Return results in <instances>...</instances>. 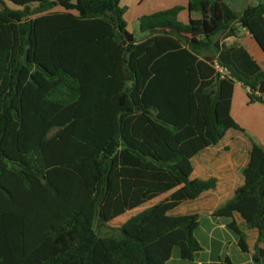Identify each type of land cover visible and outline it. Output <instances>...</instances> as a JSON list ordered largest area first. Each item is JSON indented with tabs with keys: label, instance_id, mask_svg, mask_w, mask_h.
Segmentation results:
<instances>
[{
	"label": "trees",
	"instance_id": "16d2710c",
	"mask_svg": "<svg viewBox=\"0 0 264 264\" xmlns=\"http://www.w3.org/2000/svg\"><path fill=\"white\" fill-rule=\"evenodd\" d=\"M121 0H0V264L191 262L197 215L170 216L213 189L191 159L228 130L234 84L264 104V71L219 38L245 30L264 52V0L235 13L188 0L138 18ZM243 185L212 213L264 256V149L253 144ZM203 264H232L225 257Z\"/></svg>",
	"mask_w": 264,
	"mask_h": 264
},
{
	"label": "crops",
	"instance_id": "0c3cea01",
	"mask_svg": "<svg viewBox=\"0 0 264 264\" xmlns=\"http://www.w3.org/2000/svg\"><path fill=\"white\" fill-rule=\"evenodd\" d=\"M223 1L235 13L256 4V0ZM129 5L128 0L120 1L125 14L130 12L129 19L125 21L129 32V27L138 30L137 20L143 15L175 7L181 8L178 16L184 12L187 14V21L195 19L196 14L188 12V0H134L131 8ZM143 37L139 33V37L135 39L140 40ZM218 40L219 44L226 47H243L264 71V52L245 30L237 28L234 36L220 37ZM247 91L236 82L230 106V115L242 131L228 130L218 145L204 149L190 161L194 177L200 181L213 179L214 188L201 193L193 201L180 204L168 213L170 216H198L199 224L194 237L201 249L191 262L180 260L178 252L174 250L167 264H203L225 257L229 258L232 264H264V256H256L254 253L258 237L255 229H248L240 216L234 214L233 219L247 246V252L242 253L237 245V237L226 227L228 219L212 217V213L231 200L234 191L243 185L242 170L248 163V153L252 145L264 149V104L248 103ZM258 247L264 250V244H258Z\"/></svg>",
	"mask_w": 264,
	"mask_h": 264
},
{
	"label": "rangeland",
	"instance_id": "374dc122",
	"mask_svg": "<svg viewBox=\"0 0 264 264\" xmlns=\"http://www.w3.org/2000/svg\"><path fill=\"white\" fill-rule=\"evenodd\" d=\"M129 1V6L130 8L134 5V0H128ZM123 6V4H122ZM129 16H130V12L128 13H124V19L125 21L129 19ZM199 17V15L195 14L194 15V18L197 19ZM178 22H180L181 24H186L187 23V14L184 12V14H181L178 16ZM130 28V29H129ZM128 29L131 30V33L134 34L135 38H138L139 37V32L136 29H131V27H129Z\"/></svg>",
	"mask_w": 264,
	"mask_h": 264
}]
</instances>
